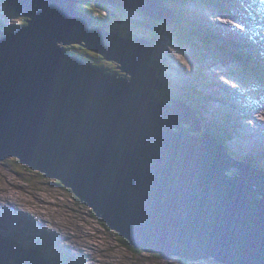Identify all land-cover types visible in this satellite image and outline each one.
Here are the masks:
<instances>
[{
    "label": "water",
    "instance_id": "water-1",
    "mask_svg": "<svg viewBox=\"0 0 264 264\" xmlns=\"http://www.w3.org/2000/svg\"><path fill=\"white\" fill-rule=\"evenodd\" d=\"M5 1L28 20L0 27V162L58 181L134 251L264 264V169L202 133L192 106L156 92L159 23L177 19L165 0H95L152 18L140 22L150 40L100 26L77 9L88 0ZM74 45L123 76L71 55ZM0 264L56 263L0 236Z\"/></svg>",
    "mask_w": 264,
    "mask_h": 264
},
{
    "label": "rangeland",
    "instance_id": "rangeland-1",
    "mask_svg": "<svg viewBox=\"0 0 264 264\" xmlns=\"http://www.w3.org/2000/svg\"><path fill=\"white\" fill-rule=\"evenodd\" d=\"M220 1L222 0H216L218 6L204 8L203 15L210 22H216L211 26L212 29L220 31L232 29V32L225 31L222 35L210 36L214 39L212 42L204 38V35L200 36L191 32V35L194 34L198 40L196 44H192L193 47L178 46L174 39L168 36L161 43L162 48L156 46L155 54L161 52L162 54L153 56L155 59L153 64H156L155 67L158 70L157 76L163 82V89L161 91L156 89V92L166 101H169L171 94L172 97L176 94L183 95L186 100L183 102L190 106L192 104L198 110L202 120V133L215 132L228 135L227 145L235 153L236 158L251 157L253 151L254 158L264 157V0H246L242 6L245 9L241 16H247L252 20L240 24H238L240 16L233 21V12L226 16L222 14V8L227 10L232 7L227 5L221 7ZM107 6L108 9H116V12H113L116 14L115 22L114 20L113 22L116 26L128 29L118 27L125 36L132 39H143L148 36V33H143L148 27L140 24L142 21L147 22L146 18L143 20L145 14L141 10L131 11L126 7ZM197 6L196 3L187 4L188 12L193 18L196 17ZM108 9L99 10L97 14L106 17L111 14ZM233 9L237 8L233 7ZM24 18L25 16L14 13L5 0H0V26L9 24L13 28H22L27 25H24ZM192 21L194 23V20ZM177 22L176 19L175 23ZM191 30L199 31L198 27L192 24ZM153 33L152 31L151 35ZM236 40L242 43H237L233 47ZM244 45H248L247 50ZM230 47L233 48L232 51L229 50ZM236 51L254 55L249 58L255 60V63L245 64L236 59L238 57ZM85 55L89 60H95L90 54L85 53ZM163 59L168 62L167 65L163 63ZM115 63L114 70L104 62L100 67L107 72L123 76L117 62ZM184 125L188 126L186 123ZM260 162L264 163V159L261 158ZM25 166L17 159L0 162V203L12 202L5 205L6 210H12L20 215V219L17 217L14 220L7 212L6 216H3L0 210L2 214L0 215V236L12 239L40 252L45 257L61 262H55L56 264H83L78 258L68 256L65 252L85 256L86 264H216L207 262L208 260L184 261L178 257L168 259L158 254L131 250L114 231L103 225L91 208L81 203L70 189L53 178L39 173L40 171H34ZM27 168L31 171L29 172ZM235 172L232 171L231 174ZM0 209H2L1 206ZM35 213L40 217H35ZM32 218L37 219V222L43 226L44 236L52 230L50 238L56 236L63 239L58 233L61 232L63 235L72 236V239L65 237L74 245L69 244L71 249L61 251V246L53 240L50 244L53 249L46 246V240L49 237L44 241V237L30 223ZM67 220L68 222L65 223ZM18 222L26 229L35 230L34 233L8 225L9 223L17 225ZM13 234L14 237L11 236Z\"/></svg>",
    "mask_w": 264,
    "mask_h": 264
},
{
    "label": "trees",
    "instance_id": "trees-1",
    "mask_svg": "<svg viewBox=\"0 0 264 264\" xmlns=\"http://www.w3.org/2000/svg\"><path fill=\"white\" fill-rule=\"evenodd\" d=\"M79 1H86V0H79ZM244 3H239V2H237L236 1V4H235V7L236 8H239V9H236V13H238L239 14V21L240 22H244V23H246V22H248V21H251L252 19L251 18H249V17H247V16H241V10L240 9H242V10H244L245 8L243 7L242 8V6H244L243 5ZM77 6V9L79 10V11H82V12H88L89 14H93V15H96V20L98 21V23L100 24V26H103V27H105L107 30H109V31H112V29L111 28H109V24H110V22L109 21H106L107 20V16L105 17V16H102L101 14L99 15V14H97V11H99V10H103V9H101V8H104V9H108V6H107V4L106 5H102V4H98V3H96V1L95 0H88V2H86V3H80V4H77L76 5ZM9 8L14 12V13H16L15 11H14V9L13 8H11L10 6H9ZM109 10V12H111V14H113V10L112 9H108ZM231 13V12H230ZM17 14V13H16ZM238 16V15H237ZM146 19H147V17H146ZM256 18H254V20H255ZM27 18L25 17L24 18V25H26L27 24ZM113 20H114V22H115V19L113 18ZM186 21V22H185ZM178 23V22H177ZM179 23H180V25L181 26H178V25H166V28L165 29H162V35H161V37L159 38V41L157 42V44L159 45V44H161V43H163L164 42V40L166 39V38H168V36H171L173 39H174V41H175V44L176 45H178V46H180V45H183V46H185V45H188V46H191V47H193V45L192 44H196L197 42H198V40H197V38L194 36V34H192L191 35V28L190 27H188L187 25H186V23H188V21L187 20H185V19H183V18H180L179 19ZM9 24L8 25H6V26H0V27H2L1 29L2 30H6V31H9V32H15V30H14V28H9ZM171 26V27H170ZM167 27H168V29H167ZM170 28V29H169ZM184 28H186L187 30H184ZM115 31L117 32V33H121V34H124L123 32H121L119 29H117V28H115ZM196 34V33H195ZM197 35V34H196ZM155 36V33H153V35H152V37H146L145 39H147V40H150V39H152L153 37ZM210 36H213V35H207V34H204V38H206L207 40H209L210 42H212L214 39H212V38H210ZM203 40V39H202ZM67 49V51L68 52H70L71 53V55H77L78 57H80V58H82V59H84L86 62H88V63H91V64H93V65H96L97 67H100L99 65H101V64H103V62L100 60L101 58L98 56V55H96V54H94V53H92V52H90V51H87L86 49H84L82 46H78V45H74V46H70V47H67L66 48ZM232 47H230L229 48V50H231L232 51ZM85 53H88V54H90L91 56H93L94 58H95V60H89L88 58H86V55H85ZM236 55L238 56V57H236V59H239V60H241L242 62H244L245 64H251L252 65V62H254L255 63V60H252V59H250L249 57H253L254 55H252V54H249V53H246V52H240V51H236ZM98 57L100 58V59H98ZM163 63L164 64H168V62L167 61H164V59H163ZM110 67H111V69H115L116 68V65H114V64H108ZM255 65H257V64H255ZM153 66L155 67L156 66V64H153ZM258 66V65H257ZM167 79H168V77H167ZM170 85V83L168 82V86ZM166 92H168L167 91V89H166ZM169 93V92H168ZM172 95V94H171ZM175 97H176V99H179V100H185V98L183 97V95H180V94H176L175 95ZM160 98L162 99V100H165L162 96H160ZM186 101V100H185ZM260 100H258V102H259ZM191 106L194 108V109H196V107H194L192 104H191ZM197 110V109H196ZM197 112H198V110H197ZM215 136H217L224 144L226 143V146H228L227 145V140L229 139V137H228V135L227 136H225V135H222V134H219V133H215V132H212ZM237 134V133H236ZM231 138H233V136H231ZM242 149V148H241ZM230 152H232L231 150H230ZM233 154H234V157H236V155H235V153L234 152H232ZM253 154H254V151H253ZM253 154H252V156L251 157H246V156H240V158L238 157L237 159H239V160H244V161H246V162H249V163H253L255 166H257L258 168H262V169H264V163H261L260 162V159L262 158V159H264V157H259V158H257V157H255L254 158V156H253ZM17 162V161H16ZM18 163V162H17ZM26 167V166H25ZM27 170L29 171V169L27 168ZM31 171V170H30ZM29 171V172H30ZM82 203V202H81ZM36 214V213H35ZM103 225H105V224H103ZM106 226V225H105ZM107 227V226H106ZM61 229V228H60ZM65 236H67V237H69V235H65ZM67 237H65V238H67ZM123 240V239H122ZM123 242L125 243V246L126 247H128V242L126 241V240H123ZM132 250V249H131ZM54 254V253H53ZM65 254L66 255H71L73 258H78V260H79V262H81V263H83V264H86L87 262L85 261L86 259H84V258H81V257H78V256H76V255H73V254H71V253H68V252H65ZM74 256H76V257H74ZM48 259H51V261H53V262H56V263H61L59 260H57V259H54V258H49V257H47ZM66 262H68V261H66ZM89 264V263H88Z\"/></svg>",
    "mask_w": 264,
    "mask_h": 264
},
{
    "label": "flooded vegetation",
    "instance_id": "flooded-vegetation-1",
    "mask_svg": "<svg viewBox=\"0 0 264 264\" xmlns=\"http://www.w3.org/2000/svg\"><path fill=\"white\" fill-rule=\"evenodd\" d=\"M241 1V3H245L246 2V0H240ZM80 3H82V2H79V3H77V4H80ZM165 3L169 6V7H171L173 10H174V12L176 13V15H177V21H178V23H176L175 25H178V26H181L180 25V23H179V19L180 18H183V19H185V20H187L188 21V23H186V25L188 26V27H190L191 28V24L192 25H196L197 27H198V29H199V31H191V32H194V33H196L197 35H200V36H203L204 34H207V35H213V36H216V35H222L225 31H227V32H229V33H231L232 32V29H224V30H222V31H220V30H217V29H212L211 28V26L212 25H215L216 24V22H210L204 15H203V9L205 8L206 9V7H208V6H218V4L216 3V0H165ZM189 3H196L198 6H197V14H196V17H192L190 14H189V12H188V9H187V4H189ZM235 4H236V1L235 0H222V1H220L219 2V5L222 7V6H224V5H227V6H229V7H232V9H229L230 11H234V10H236V9H233V7H235ZM103 5V4H102ZM12 8V7H11ZM101 9H104V8H101ZM119 9V8H118ZM237 9H239V8H237ZM113 10V12H116V9H112ZM121 10V9H120ZM129 10H131V9H129ZM212 10V9H211ZM240 10H242V9H240ZM15 11V10H14ZM132 11V10H131ZM17 13V12H16ZM144 15V14H143ZM147 16H143V20L146 18ZM96 18V17H95ZM113 18H114V16H113V14H108L107 15V20L106 21H109L110 22V24H109V28H111L112 29V31L111 32H116L115 31V28H117L118 29V27L119 28H122V29H125V30H128L127 28H124V27H121V26H116L115 25V23L113 22ZM147 20V22H144V23H146V24H149V22H152L153 21V19L152 18H147L146 19ZM192 20H194V23H193V21ZM143 22V21H142ZM186 22V21H185ZM121 23H122V19H121ZM141 24V23H140ZM160 24V26H161V30L162 29H165L166 28V25L164 24V23H159ZM143 27H148V26H145V25H143V24H141ZM171 27V26H170ZM9 28H13L11 25L9 26ZM21 28V27H20ZM20 28H14V30L15 31H18ZM149 28V27H148ZM148 28H146L144 31H143V33H148V36L147 37H152V35H151V30L150 29H148ZM120 30V29H119ZM184 30H187L186 28H184ZM109 31V30H108ZM122 32V31H121ZM190 32V33H191ZM120 33V32H119ZM163 33V32H162ZM121 34V33H120ZM122 35H124V34H122ZM151 35V36H150ZM237 43H241V41L240 40H236V41H234V45H233V47H235V44H237ZM158 47L159 48H162V46H161V44H159L158 45ZM159 54H162V52L161 53H156L155 55H159ZM101 59H102V61L105 63V64H113V63H110V62H105L104 60H103V58L102 57H100ZM99 66H101V65H99Z\"/></svg>",
    "mask_w": 264,
    "mask_h": 264
},
{
    "label": "bare ground",
    "instance_id": "bare-ground-1",
    "mask_svg": "<svg viewBox=\"0 0 264 264\" xmlns=\"http://www.w3.org/2000/svg\"><path fill=\"white\" fill-rule=\"evenodd\" d=\"M108 5V4H107ZM22 15V14H21ZM121 22V21H120ZM252 116V115H251ZM37 198V197H36ZM10 203H12V202H10V201H4V203H0V206L2 207V209H0L2 212H3V216H6V212L8 213V215L11 217V218H13L14 220L17 218V217H19V219H20V215H17V214H15V212H13L12 210H6V207H5V205L6 204H10ZM15 204V203H14ZM22 211V210H21ZM1 213V212H0ZM22 213H23V211H22ZM26 213V212H25ZM28 214V213H27ZM0 215H2V214H0ZM35 215V217H40V216H38L37 214H34ZM27 219V218H26ZM33 219V220H32ZM31 220H30V223L33 225V226H35L36 228H37V230H38V233H40L43 237H44V241H45V239H47L48 237H49V239L48 240H46V246H50V244H51V242L54 240H56L57 241V243L61 246V251H63V250H66V249H71V246H69V244H71V245H74V244H72L71 243V241H67V239L68 238H65V235H63L61 232H58V233H60L61 234V236L63 237V239H60V238H58V237H56V236H53L52 238H50V233L52 232V230H50L49 231V233L46 235V236H44V234L42 233V225H40L37 221V219H35V218H32ZM41 219H43L44 221H47L46 219H44V218H42L41 217ZM68 222V220L65 222V223H67ZM20 222H18V224L16 225V224H11V223H9L8 225L9 226H15V227H19V228H21V229H23V230H27L28 232H31V233H34V231H32V230H30V229H26V228H24L23 227V225L22 224H19ZM49 223V222H48ZM1 225V224H0ZM49 229V228H48ZM4 230H6L5 228H4ZM89 232V231H88ZM83 233V232H82ZM98 233V232H97ZM87 234H89V233H87ZM87 237V236H86ZM69 238L70 239H72V236H70L69 235ZM84 238H85V236H84ZM103 238V237H102ZM86 239V238H85ZM88 239V238H87ZM66 240V241H65ZM75 241V240H74ZM84 242V241H83ZM81 245V244H80ZM88 245V244H87ZM95 245H97V244H95ZM53 246V245H52ZM54 246H56V245H54ZM77 246H78V244H77ZM97 246H99V245H97ZM51 247V246H50ZM52 248V247H51ZM82 248V247H81ZM53 249V248H52ZM72 249H75V247H72ZM80 251H83V250H80ZM38 252V251H37ZM40 253V252H39ZM55 253H57V252H55ZM68 253H70V252H68ZM53 254V253H52ZM71 254H73V253H71ZM73 255H75V254H73ZM76 256H78V255H76ZM78 257H81V258H84L85 259V256L83 257V256H78ZM111 257V256H110ZM112 258V257H111ZM115 262V261H114ZM117 262V261H116Z\"/></svg>",
    "mask_w": 264,
    "mask_h": 264
},
{
    "label": "clouds",
    "instance_id": "clouds-1",
    "mask_svg": "<svg viewBox=\"0 0 264 264\" xmlns=\"http://www.w3.org/2000/svg\"><path fill=\"white\" fill-rule=\"evenodd\" d=\"M12 237H14L15 235L13 234V235H11ZM18 241V240H17Z\"/></svg>",
    "mask_w": 264,
    "mask_h": 264
}]
</instances>
